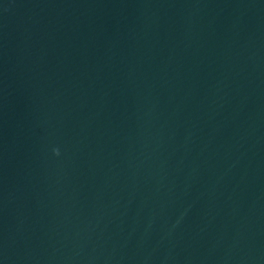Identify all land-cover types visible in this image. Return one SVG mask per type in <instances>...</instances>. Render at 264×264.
<instances>
[{
    "label": "water",
    "instance_id": "water-1",
    "mask_svg": "<svg viewBox=\"0 0 264 264\" xmlns=\"http://www.w3.org/2000/svg\"><path fill=\"white\" fill-rule=\"evenodd\" d=\"M0 264H264V0H0Z\"/></svg>",
    "mask_w": 264,
    "mask_h": 264
}]
</instances>
